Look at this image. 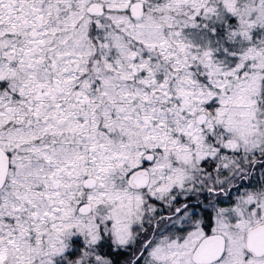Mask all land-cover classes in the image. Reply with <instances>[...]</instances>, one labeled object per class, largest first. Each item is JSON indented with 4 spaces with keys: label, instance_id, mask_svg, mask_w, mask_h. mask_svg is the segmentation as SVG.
<instances>
[{
    "label": "snow or ice",
    "instance_id": "1",
    "mask_svg": "<svg viewBox=\"0 0 264 264\" xmlns=\"http://www.w3.org/2000/svg\"><path fill=\"white\" fill-rule=\"evenodd\" d=\"M0 264H264V0H0Z\"/></svg>",
    "mask_w": 264,
    "mask_h": 264
}]
</instances>
